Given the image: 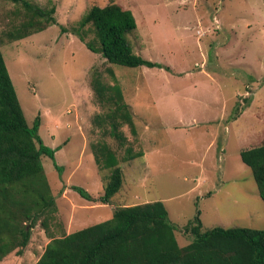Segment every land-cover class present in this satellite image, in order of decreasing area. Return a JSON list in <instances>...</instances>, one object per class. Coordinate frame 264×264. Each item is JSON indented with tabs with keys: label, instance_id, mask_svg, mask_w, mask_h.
<instances>
[{
	"label": "rangeland",
	"instance_id": "1",
	"mask_svg": "<svg viewBox=\"0 0 264 264\" xmlns=\"http://www.w3.org/2000/svg\"><path fill=\"white\" fill-rule=\"evenodd\" d=\"M56 6L57 23L23 39L8 32L23 19L16 0H0L2 52L24 110L56 151L41 157L58 211L47 232L31 229L22 254L0 264H34L51 235L59 237L105 221L117 207L162 200L180 246L192 241L184 226L200 211L202 229H264V200L241 150L264 142V0H29ZM117 2L131 9L134 51L169 65L126 67L107 61L70 29L92 6ZM92 37V34L90 35ZM108 68L116 73L111 76ZM118 82L133 111L138 134L123 130L136 153L95 122L105 109L92 79ZM106 141L124 171L112 202L88 200L104 193L111 169L100 167L92 148ZM60 166V171L55 167ZM40 223V222H39Z\"/></svg>",
	"mask_w": 264,
	"mask_h": 264
},
{
	"label": "trees",
	"instance_id": "2",
	"mask_svg": "<svg viewBox=\"0 0 264 264\" xmlns=\"http://www.w3.org/2000/svg\"><path fill=\"white\" fill-rule=\"evenodd\" d=\"M21 3L23 19L8 32L11 40L23 39L56 24V6L45 7L29 0ZM131 9L117 2L92 6L70 29L86 47L100 53L107 61L126 67L169 65L136 53L129 35L137 29ZM92 34V37L90 35ZM0 38V261L16 250L22 254L37 224L49 232L58 211L41 157L55 161L56 151L39 134L42 118L27 122L13 80L9 73ZM116 79V73L108 68ZM92 84L99 103L105 109L95 122L125 147V159L136 153L123 127L132 134L138 129L133 111L122 86L106 83L94 74ZM95 160L111 169L104 193L94 197L87 190L75 189L86 199L103 204L112 202L123 185L124 171L116 151L106 141L92 145ZM241 158L251 167L259 193L264 200V142L241 150ZM60 171V166L55 163ZM40 222V223H39ZM177 225L170 218L162 200L117 207L113 216L63 236H52L43 254L34 264H264V229L215 226L202 229L200 211L184 226L192 241L180 246Z\"/></svg>",
	"mask_w": 264,
	"mask_h": 264
}]
</instances>
